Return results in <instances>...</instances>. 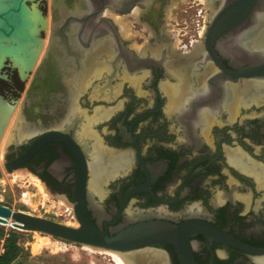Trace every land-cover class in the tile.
Segmentation results:
<instances>
[{
	"label": "flooded vegetation",
	"instance_id": "obj_1",
	"mask_svg": "<svg viewBox=\"0 0 264 264\" xmlns=\"http://www.w3.org/2000/svg\"><path fill=\"white\" fill-rule=\"evenodd\" d=\"M88 1L86 13L87 0L54 4L49 36H38L48 43L47 55L31 71L29 93L54 104L30 110L27 123L17 124L19 137L8 145L5 162L55 133L21 170L72 205L85 174L87 213L110 236L148 221L198 224L212 232L189 239L195 264H264V94L255 98L244 89L264 83V54L244 45L246 34L259 28L264 0L248 16L246 7L238 12L244 0H221L199 39L163 31L153 50L150 29L132 16L152 0ZM172 1L159 5L160 27ZM106 10L133 18L137 34L124 38ZM225 10L234 27L209 46L212 21ZM97 11L96 19L88 18ZM76 13L80 19H73ZM143 28L145 35L136 30ZM16 70L3 66L0 75L8 80ZM95 143L106 155L91 192ZM122 159L113 172L111 163ZM159 250L167 264H180L174 246Z\"/></svg>",
	"mask_w": 264,
	"mask_h": 264
},
{
	"label": "rangeland",
	"instance_id": "obj_2",
	"mask_svg": "<svg viewBox=\"0 0 264 264\" xmlns=\"http://www.w3.org/2000/svg\"><path fill=\"white\" fill-rule=\"evenodd\" d=\"M3 1L6 2V0H0V12L9 8L8 4H4ZM14 1L16 2L18 0ZM28 1L36 2V0H26L25 6L23 8L22 6L20 7L21 10L27 11L28 5H31L29 3L27 5ZM62 2L63 0H55L56 4H61ZM36 4L41 11L45 24L49 22L46 24L49 27L45 25L46 28L45 26L43 27L42 24L39 25V31L36 37L41 36V38H45L49 36L52 23L51 15L54 11L53 0H39ZM173 4L174 0L169 3L170 7H172ZM25 12L21 14L18 13V15L20 18L19 24L26 38L22 40L19 38V35H17L18 33H14L10 37L0 35V43L12 44L11 46L15 44V41L23 44V46H29L34 43L30 41L33 38L28 28L27 15H25ZM210 13L211 11H209V8L205 6L202 0H189L188 3L176 7L172 15H169V11H166L167 32L176 38L179 37L182 39V37H191L193 39H199L201 37L200 32L206 29L205 26ZM124 18L127 21L126 24L132 36L136 35L137 33L132 31V29H135L133 28L134 19L129 16H124ZM144 28H146V26ZM144 28L143 30H136H138L141 35H145ZM37 39L43 46L45 43L47 44V41H41L39 37ZM11 46H9L10 48L8 47L9 52H7L8 55H12L11 57L7 54L2 55V52L0 53V57L3 56L2 59L0 58V68L3 66H10L14 69H19L14 59H11L14 55V48ZM10 49L12 51H10ZM36 67L38 66L34 65L33 69L26 70L24 73H22L20 69V73L16 70L14 75L8 76V80L2 79L5 78L4 74L0 75V99L6 103L12 111V116L9 117L11 121L8 123L10 129L6 127L7 130L3 131L5 134L2 133L3 136L0 138V171L2 175L0 178V204L11 208L15 212L23 211L37 217L46 218L70 226H74L75 224L78 226L72 204L68 203L63 197L48 191L44 184L32 173H28L25 170H17L13 173H9L5 168L7 147L13 140V129L18 123L22 124L23 121L20 111L28 105L29 100L33 98L29 95L33 78L31 71L36 70ZM18 132L19 129H17V131L15 130L14 138L19 137ZM40 186L44 187V191H41ZM12 223L13 221H9L8 224L0 225V229H3L5 234L16 231L20 237L19 244L23 248V252L12 264H118L114 258L106 252H101L92 247L91 249L90 247L86 248L85 246L70 243L38 232L15 230L11 226ZM76 225L75 227H77ZM39 239L42 242L44 241L43 245H45L42 250L37 251L36 244Z\"/></svg>",
	"mask_w": 264,
	"mask_h": 264
},
{
	"label": "water",
	"instance_id": "obj_3",
	"mask_svg": "<svg viewBox=\"0 0 264 264\" xmlns=\"http://www.w3.org/2000/svg\"><path fill=\"white\" fill-rule=\"evenodd\" d=\"M21 2L22 0H18V2L11 0L9 1V8L0 12V35L9 37L14 33H18L17 35H19V38L22 40L26 38L21 25L19 24L20 18L18 13L20 12ZM256 2V0H244L238 3V12L239 10H244L246 7L247 12H245V14L244 12L242 13L245 16H248L251 13L252 8L256 5ZM91 3L92 1L90 2L88 0L87 2H84V4H86L84 9L85 13L90 11L89 8ZM232 12H236V10ZM85 13H83V15ZM229 13L230 12L227 10L221 11L218 17L212 21L211 27L206 35L207 44L209 46L234 27V23H229L231 19L228 17ZM79 15L77 14V17H73V19H80L78 18ZM98 15L99 11L93 12L88 15V18L96 19ZM55 135V133L45 134L35 141L23 155L12 162H5V168L7 171L13 173L14 171L21 170L22 166L33 157L44 144L55 140ZM1 176L0 171V178ZM85 182V174H82L75 189V203L73 204V208L75 219L79 224L78 227L37 217L23 211L15 212L11 208L1 204L0 225L7 224L10 219L13 221L12 227L15 230L38 232L82 246L88 245L93 248L125 253L145 249L158 250V247L169 244L175 247L180 264H195V259L189 245V239L199 233L208 236V234L212 232L211 230L198 224L173 226L164 222L148 221L121 231L114 236H110L108 232L98 228L87 213L84 202Z\"/></svg>",
	"mask_w": 264,
	"mask_h": 264
},
{
	"label": "bare ground",
	"instance_id": "obj_4",
	"mask_svg": "<svg viewBox=\"0 0 264 264\" xmlns=\"http://www.w3.org/2000/svg\"><path fill=\"white\" fill-rule=\"evenodd\" d=\"M9 1H11V0H6V2H4V1L3 2H4V4L9 5ZM25 1L26 0H22L20 7L22 6V8H23V6L25 5ZM152 1L153 2L151 4L147 5L146 10L143 11V10H140L139 8H136L132 12V16L136 20H138L139 22H142L143 25H145L147 28L150 29L151 39H149L148 42L150 45L149 48L151 50H153L152 49V45H153L152 43L154 42V38L156 36H158L159 34L163 33V31H168L167 24L164 25L163 27H160V22L158 21L159 19L157 17L159 5L163 0H152ZM202 1L204 2L205 6L210 9V11L212 13H214L217 10V8L220 6V4L222 2L221 0H202ZM70 2L72 4L73 3H75V4L79 3L78 0H70ZM188 2H189V0H174V4L172 5V7L166 8V11H169V15H172L174 13L176 7L180 6L181 4L188 3ZM65 3H66L65 0H63V2L61 4L65 5ZM54 4H56V3H54V0H53V8H54ZM59 6H61V5L56 4L55 9L58 8ZM163 7H164V5H163ZM25 13H26L25 15H27L26 19H27V23L29 26L28 28L30 29L29 31H30V34L32 35L31 37L33 38L30 41L31 42L33 41L34 43L32 42L33 44L29 45V46H23V44H20L17 41H15V44L13 46H11L12 44H6L5 43L6 44L5 45V44L0 43V53L2 52V55L7 54V52H9L8 51L10 48L9 46L14 48V51H13L14 55H13V58H11V59H14L16 66L19 67V69L21 70L22 73H24L26 70L33 69L34 65L36 66V65H39L40 62H43L45 60V57H46L47 51H48V43L47 44L45 43L43 46V44L41 42L37 41L38 37H36V36L38 35L39 25L42 24L44 27L49 22L46 21L47 23L45 24V21L42 18L41 11L39 10L37 4L34 2L32 4V6L28 7V9ZM104 14L114 20V22L119 26L121 35L124 38H129L132 36V33H130L129 27L126 24L127 21L125 20L124 17H120V16L114 14L110 10L105 11ZM257 21H258V27H259L258 30L254 31V33L249 32L248 34H246L248 37L246 39H244V41H245L244 45L248 49H251V50L252 49H254V50L259 49L264 54V14L260 15ZM46 26H48V25H46ZM46 26H45V28H46ZM205 32H206V29H204L202 32H200L201 36H203L205 34ZM5 37H7V36H5ZM253 37H255V38H253ZM156 41L157 40H155V42ZM103 44L105 45L106 41H104ZM137 46L134 45L133 47L138 50ZM10 51H12V50L10 49ZM8 56L11 57L12 55L9 54ZM4 57H6V56H4ZM0 58L2 59L3 56ZM251 82H253V81H251ZM251 82H250V84L249 83L244 84L245 85V87H244L245 91L247 93L251 94V96H254L255 98H261L264 94V83L263 82L254 83L255 82L254 81L251 84ZM238 87H239V85H238ZM234 88H235V86H234ZM234 93H235V90H233L230 93L232 96V97L230 96V98L234 97ZM27 98H29V97H27ZM54 100H53V102H54ZM253 101H256V100H253ZM50 102L53 103L52 101H50V99L40 96V94L33 96L32 100H29L28 105H26L20 111L21 117L23 120L22 124H25V122L27 123L28 117H29L28 112L30 110L33 111V109H35V111H37L39 109H46V108L48 109L50 107V105L54 104V103L51 104ZM14 110H15V108H14ZM10 116H12L11 109L6 105V103H4L0 99V138H1V136H3L2 135V133H4L3 131L7 130L6 127L10 129V127H8V123H9V121H11L10 120L11 118H9ZM21 117H19V118H21ZM17 128H18V126L13 129V133L15 132V130ZM21 128H22V126H21ZM4 137H6V136H4ZM4 137H2V138H4ZM13 138H14V136H13ZM0 142H1V140H0ZM93 147L94 148L90 153L91 162H90L89 168L91 171V181H90L89 186L91 188V192H96V189H97L98 185L100 184L99 182L102 179V174H103L104 169L102 168L101 162L104 160L106 152L104 151V149L101 148V146L98 143H95L93 145ZM120 161H123V159L118 160V161H114L113 163H111L112 170L114 169L113 172L118 169V167L120 165ZM38 185H40V184H38ZM40 189H41V191H44L43 186H40ZM9 221H11V220L9 219L8 223H9ZM75 225H74V227H75ZM78 226H79V224H78ZM43 242L40 239H39V241H37V244H36L37 251L42 250L43 246L45 245V244L43 245ZM83 246H85L86 248L90 247V249H91V246H88V245H83ZM94 249H98L101 252L108 253L111 257L114 258V260L118 264H167V259L165 257L166 254L162 253V251L160 252V251H157L154 249H145V250L134 251V252H129V253L111 251V250L99 249V248H94ZM262 262H264V259Z\"/></svg>",
	"mask_w": 264,
	"mask_h": 264
},
{
	"label": "trees",
	"instance_id": "obj_5",
	"mask_svg": "<svg viewBox=\"0 0 264 264\" xmlns=\"http://www.w3.org/2000/svg\"><path fill=\"white\" fill-rule=\"evenodd\" d=\"M0 239H5V252L0 256V264H12L23 252L19 244V234L16 231L5 234L4 230L0 229Z\"/></svg>",
	"mask_w": 264,
	"mask_h": 264
},
{
	"label": "built area",
	"instance_id": "obj_6",
	"mask_svg": "<svg viewBox=\"0 0 264 264\" xmlns=\"http://www.w3.org/2000/svg\"><path fill=\"white\" fill-rule=\"evenodd\" d=\"M4 241L5 239H0V256L5 252Z\"/></svg>",
	"mask_w": 264,
	"mask_h": 264
}]
</instances>
